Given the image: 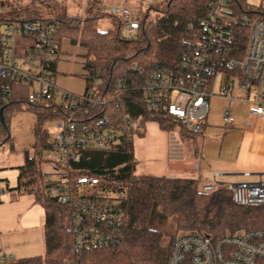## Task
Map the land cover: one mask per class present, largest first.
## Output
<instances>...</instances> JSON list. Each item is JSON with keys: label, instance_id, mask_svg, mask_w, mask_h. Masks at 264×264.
Listing matches in <instances>:
<instances>
[{"label": "built area", "instance_id": "2783aa9c", "mask_svg": "<svg viewBox=\"0 0 264 264\" xmlns=\"http://www.w3.org/2000/svg\"><path fill=\"white\" fill-rule=\"evenodd\" d=\"M256 1H213L199 36L188 42L179 69L159 68L139 86L150 112L166 113L187 131L199 133L208 115L209 99L218 94L234 101L233 92L239 89L245 93L243 100L250 114L264 121V11L254 10ZM258 2L264 8V0ZM110 13L122 24L125 36H137L140 20L129 8L112 7ZM58 24L57 17L48 16L0 23V144L4 141L1 115L5 119L16 84L35 86L28 97L30 102L45 103L55 98L67 106L71 113L56 122L58 131L48 140L45 164L52 170H44L45 185L70 212L76 250L117 246L124 236L122 200L126 190L81 172L77 163L85 151H106L121 144L123 131L106 109L111 103L119 109L126 86L119 80L118 91L110 98L102 97L98 88L75 96L58 87L51 67V61L59 56L55 43ZM91 106L106 112L96 120L81 118L79 112ZM222 119L226 126L235 125L230 109ZM143 120L127 118L126 123L143 132ZM227 189L239 206H264V182L244 181ZM214 190L211 184L203 187L205 192ZM3 192L0 188V194ZM13 259L0 256L1 262ZM168 264H264V228L236 233L226 230L219 238L182 234L173 242Z\"/></svg>", "mask_w": 264, "mask_h": 264}, {"label": "trees", "instance_id": "16d2710c", "mask_svg": "<svg viewBox=\"0 0 264 264\" xmlns=\"http://www.w3.org/2000/svg\"><path fill=\"white\" fill-rule=\"evenodd\" d=\"M213 1L155 0L147 14L140 19L141 28L136 37L125 36L118 19L114 22V28L101 30L98 22L106 13L100 8L99 1L88 3L85 18L72 17L65 9H57L55 0L0 2V23L15 20L22 14H27V18H33L36 13L38 18H58L59 24L55 30L57 52L64 38L86 49L82 74L86 92L98 88L102 97L110 98L118 91L119 80L126 86L119 109H116L115 103L106 109L120 124L123 131L121 144L116 149L106 151H85L77 163L81 172L99 176L104 182L126 190L122 200L125 222L121 243L95 250L75 249L73 230L66 225L65 219L70 212L48 192L43 169L46 162L43 153L48 149L50 137L43 124L65 119L71 110L55 98L45 103L13 99L8 107L11 111L26 104L38 118L35 154L31 156L26 153L25 164L19 167V179L24 181L23 185L30 192H35L37 202L45 209V254L0 261V264H168L177 236H167L160 228L169 217L175 218L177 230L183 234L195 233L213 238L223 236L226 230L236 233L264 228V206H239L234 203L232 192L227 188L219 187L205 192L198 188L193 179L136 174L134 138L143 132L130 128L126 123L127 118L132 121L143 118L145 124L155 122L164 131L179 127L184 135L193 134L172 116L150 112L139 86L159 68L179 69L188 42L199 36ZM51 8L54 10L50 11ZM44 9L48 12H42ZM57 61L58 58L51 61L54 71ZM106 111L91 106L84 108L79 115L96 120ZM6 118L5 113L3 127L7 124Z\"/></svg>", "mask_w": 264, "mask_h": 264}, {"label": "rangeland", "instance_id": "374dc122", "mask_svg": "<svg viewBox=\"0 0 264 264\" xmlns=\"http://www.w3.org/2000/svg\"><path fill=\"white\" fill-rule=\"evenodd\" d=\"M9 1L16 2V0ZM20 1L26 3L29 0ZM55 1L58 4L57 9H65L66 13L72 17L83 18L86 17L88 3L90 1H99L101 3L100 8L103 6L106 13V16L102 17L98 22L101 30L114 28V22L117 18L111 16L110 10L112 7H127L140 20L144 14H147L149 6L155 2V0ZM247 1L251 2L253 0ZM253 7L256 11H264L258 0L253 4ZM52 10L54 8H51L50 11ZM46 11L44 9L42 12ZM37 16V13L33 15V17ZM20 17H27V14H22L17 18ZM85 54L86 49L83 46L73 44L68 38H64L61 41L57 69L55 71L56 82L58 87L75 96L84 95L86 92V82L82 77L84 73L82 61ZM34 89L35 86L24 83L16 84L14 86V99L28 101L29 94ZM225 106L226 103L223 99L212 98L209 117L220 119L221 113L226 108ZM5 113L7 114V124L4 127L2 125L4 141L0 144V188L6 191L0 194V256L12 253L14 260L44 256L43 226L45 223V209L41 203L37 202L35 192H30L23 185L24 181L19 179V167L24 166L26 153L31 156L35 154V127L38 123V118L34 111L27 108L26 104L18 110L11 111L7 108ZM56 122L46 121L43 124L51 137L58 131ZM170 136L172 137L171 134ZM47 156L48 152H44L43 157L46 158ZM44 170L51 172L52 169L50 165L44 164ZM65 219L66 225L72 227L71 215L67 214ZM160 229L165 234H168L167 236H171V234L181 236L183 234L177 230L174 217H169L161 225ZM1 245H4V247Z\"/></svg>", "mask_w": 264, "mask_h": 264}, {"label": "crops", "instance_id": "0c3cea01", "mask_svg": "<svg viewBox=\"0 0 264 264\" xmlns=\"http://www.w3.org/2000/svg\"><path fill=\"white\" fill-rule=\"evenodd\" d=\"M233 95L234 101L212 96L202 131L190 136L179 128L164 131L155 122L146 123L143 134L134 138L136 174L193 179L200 190L206 184L217 189L244 181L264 182V121L250 114L244 91L236 89ZM214 97L226 103L220 119L209 117ZM228 109L235 116L233 126L223 123ZM216 173L220 175L214 178ZM8 255L14 258L12 253Z\"/></svg>", "mask_w": 264, "mask_h": 264}, {"label": "water", "instance_id": "95a60500", "mask_svg": "<svg viewBox=\"0 0 264 264\" xmlns=\"http://www.w3.org/2000/svg\"><path fill=\"white\" fill-rule=\"evenodd\" d=\"M1 119H2V121H4V116H3V114L1 115Z\"/></svg>", "mask_w": 264, "mask_h": 264}]
</instances>
